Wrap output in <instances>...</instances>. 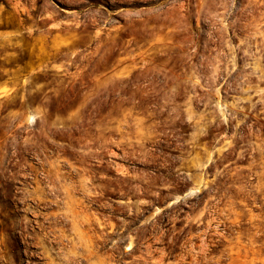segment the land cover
Masks as SVG:
<instances>
[{
    "label": "rangeland",
    "instance_id": "rangeland-1",
    "mask_svg": "<svg viewBox=\"0 0 264 264\" xmlns=\"http://www.w3.org/2000/svg\"><path fill=\"white\" fill-rule=\"evenodd\" d=\"M74 256L264 264V0H0V264Z\"/></svg>",
    "mask_w": 264,
    "mask_h": 264
},
{
    "label": "bare ground",
    "instance_id": "bare-ground-1",
    "mask_svg": "<svg viewBox=\"0 0 264 264\" xmlns=\"http://www.w3.org/2000/svg\"><path fill=\"white\" fill-rule=\"evenodd\" d=\"M60 255H62V254L60 253ZM76 255H78V254H76ZM85 255H86V257H91L90 253H85ZM77 260H78V256H74L70 261L64 260V263L70 264V263H73L74 261H77ZM86 262H89L88 258L83 259L80 264H87Z\"/></svg>",
    "mask_w": 264,
    "mask_h": 264
}]
</instances>
